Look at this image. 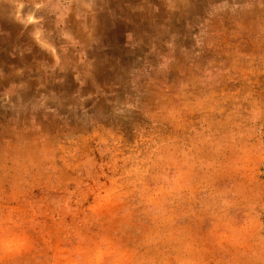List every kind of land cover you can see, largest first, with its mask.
Masks as SVG:
<instances>
[{"label":"rangeland","instance_id":"374dc122","mask_svg":"<svg viewBox=\"0 0 264 264\" xmlns=\"http://www.w3.org/2000/svg\"><path fill=\"white\" fill-rule=\"evenodd\" d=\"M0 224L7 264H264V0H0Z\"/></svg>","mask_w":264,"mask_h":264},{"label":"clouds","instance_id":"9594fccd","mask_svg":"<svg viewBox=\"0 0 264 264\" xmlns=\"http://www.w3.org/2000/svg\"><path fill=\"white\" fill-rule=\"evenodd\" d=\"M178 183V182H177ZM150 202L152 198H149ZM227 232L224 239L233 244L241 242L242 236L251 229V222L240 225L226 223ZM227 233H231L228 235ZM30 248V241L22 230L0 224V260L7 264L10 258H15L26 253ZM70 264H137L135 252L123 248L112 242L98 245L93 250L78 249L70 257ZM180 264H198L194 256L180 260Z\"/></svg>","mask_w":264,"mask_h":264}]
</instances>
